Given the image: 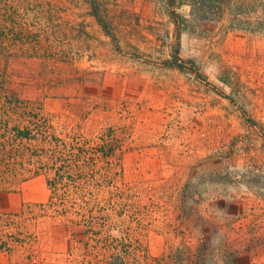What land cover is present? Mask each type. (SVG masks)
Segmentation results:
<instances>
[{
    "label": "rangeland",
    "instance_id": "rangeland-1",
    "mask_svg": "<svg viewBox=\"0 0 264 264\" xmlns=\"http://www.w3.org/2000/svg\"><path fill=\"white\" fill-rule=\"evenodd\" d=\"M221 1L0 0V128L107 136L109 203L67 222L0 150V264H264V0Z\"/></svg>",
    "mask_w": 264,
    "mask_h": 264
},
{
    "label": "trees",
    "instance_id": "trees-1",
    "mask_svg": "<svg viewBox=\"0 0 264 264\" xmlns=\"http://www.w3.org/2000/svg\"><path fill=\"white\" fill-rule=\"evenodd\" d=\"M224 1L227 0H222L219 7H222ZM172 15L173 20L176 19L174 23L178 24V14L173 12ZM95 18L109 33L98 12H95ZM110 37L113 38L112 34ZM185 65H190V68H185ZM193 65L194 62L191 60L185 61L180 58L178 48L174 50L168 63V67L188 70L199 75ZM106 138L107 136L103 135L98 139L100 143H97L76 134L56 135L54 127L46 118L31 116L27 120L23 118V122L12 127L8 124L1 126L0 150L8 149L9 156L15 160L19 172L17 174L15 172L13 176L22 175L24 171L30 173L32 177L45 174L46 184L51 192L48 205L62 206L64 216L72 210L71 215L75 218H66L67 222L87 226L94 224V212L104 211L103 206L109 204L107 199L99 197L96 190L105 181L106 176L100 174L95 162L86 161L87 155L91 153L98 158L103 157L105 153L102 149L106 144ZM90 142L96 146L92 148ZM92 234L94 235L93 232ZM122 259L120 257V264H124Z\"/></svg>",
    "mask_w": 264,
    "mask_h": 264
}]
</instances>
